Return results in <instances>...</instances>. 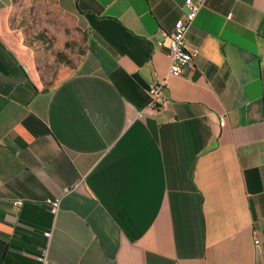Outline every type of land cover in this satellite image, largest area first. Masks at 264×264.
I'll return each mask as SVG.
<instances>
[{"label":"crops","instance_id":"obj_1","mask_svg":"<svg viewBox=\"0 0 264 264\" xmlns=\"http://www.w3.org/2000/svg\"><path fill=\"white\" fill-rule=\"evenodd\" d=\"M55 1L85 51L48 86L0 0V264H264V0H206L180 77L185 0Z\"/></svg>","mask_w":264,"mask_h":264},{"label":"rangeland","instance_id":"obj_2","mask_svg":"<svg viewBox=\"0 0 264 264\" xmlns=\"http://www.w3.org/2000/svg\"><path fill=\"white\" fill-rule=\"evenodd\" d=\"M8 28L13 40L29 50L37 73L48 86L85 51L84 33L55 0H10Z\"/></svg>","mask_w":264,"mask_h":264},{"label":"built area","instance_id":"obj_3","mask_svg":"<svg viewBox=\"0 0 264 264\" xmlns=\"http://www.w3.org/2000/svg\"><path fill=\"white\" fill-rule=\"evenodd\" d=\"M206 0H185L184 5L186 11L183 16L179 18L173 26L172 31L168 35V40L165 45L167 50V57L169 59L168 74L174 77H180L183 70L188 67L198 55V49L192 48L187 45L186 35L192 26L197 14L204 7ZM159 47L163 46L162 42H157ZM166 85L165 78H156L148 87V94L150 96V106L156 108H164L165 100L161 95L162 89ZM225 124V117L222 116L219 119V126L223 127ZM14 207H21L23 201L17 199L13 201ZM44 205L47 207L51 215H56L59 211L60 200L58 198H48L44 201ZM44 237L50 238L51 232H44ZM255 246H258V241H254ZM39 264H49L48 261V248L44 247L40 254L37 256ZM263 264V263H257Z\"/></svg>","mask_w":264,"mask_h":264}]
</instances>
